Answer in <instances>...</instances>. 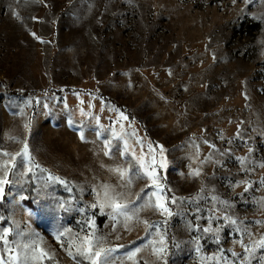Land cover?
Masks as SVG:
<instances>
[{
    "label": "rangeland",
    "instance_id": "374dc122",
    "mask_svg": "<svg viewBox=\"0 0 264 264\" xmlns=\"http://www.w3.org/2000/svg\"><path fill=\"white\" fill-rule=\"evenodd\" d=\"M261 164L264 0H0L7 264L32 242L53 258L31 264H89L85 236L110 264H264ZM149 165L171 215L143 207Z\"/></svg>",
    "mask_w": 264,
    "mask_h": 264
},
{
    "label": "snow or ice",
    "instance_id": "6c2138e0",
    "mask_svg": "<svg viewBox=\"0 0 264 264\" xmlns=\"http://www.w3.org/2000/svg\"><path fill=\"white\" fill-rule=\"evenodd\" d=\"M123 116V114H121ZM124 119H127V117H123ZM150 151H153L151 149V145H149ZM161 151V156L163 154V148L161 146L160 148ZM251 151V149H250ZM25 155L27 154V148L25 147ZM4 156H9L8 153H3ZM240 162L243 164L246 160L247 157H243V158H239ZM152 163L155 164V156H153L152 158ZM9 165V161H5L3 168L5 171V174H7V168ZM13 167H15L16 165L13 164ZM37 167H39V165H37ZM160 167H164V162L163 160H161L160 162ZM260 167H264V164H261ZM150 169V170H149ZM116 171H118L120 173L121 176H124L126 173L120 169H117ZM194 175H199L198 171H195L193 173ZM145 176L146 178L150 179L152 181V184L156 186V191H154L153 193L149 194H145L148 196V200H146L143 204V207H147L149 205L155 207L158 211H160L162 214H166V215H171V210L166 207V203L167 201H165V203H159V201L163 198V186L160 185L158 183V178L155 176V168L152 167L151 165H149V167L145 168ZM7 183L6 180H0V194H2L3 192V184ZM262 183H264V181H262ZM105 196H108L107 190L105 192ZM152 197H155L156 200L153 201ZM110 199V206L114 207L115 209H121L126 207L125 205H121L120 203H118L115 198H109ZM175 197L172 198L171 203H175ZM96 205H93V207H95ZM101 209L103 208V205L100 206ZM138 211V209H137ZM113 219H115V217H113ZM125 219L126 220H130L132 219L131 216H127L125 214ZM226 219H229L226 217ZM232 223H235V221H231ZM144 224L148 225L149 228L155 229L156 227H158L157 225L154 224H148V221H143ZM125 227H127V224L125 223L124 225ZM94 227V224H93ZM10 229H5L3 234H0V241H3V243L5 245L8 244V240L6 239L8 232H10ZM203 231L208 232L211 231L210 228H205L203 229ZM63 233L57 234L56 235V239L59 240L60 239V235H62ZM146 235L151 236V233H147ZM150 245L153 246V253L155 255H157V257L159 259H163V253L166 250V243L164 240V237L161 236L160 240L158 242L159 247L155 246V243L151 240H149L148 242ZM240 243L242 244V246L245 248V252L248 254H251V252L255 251V247L253 248H249L247 245H243V241L241 240ZM35 242L32 243H28L23 245V248L25 249V258H24V264H31V261H35V260H41L44 257H47L49 259H52V255H50L49 253L44 252L43 249L37 250L34 247ZM254 245H258L260 248H264V238H261L259 241H255ZM148 246V245H146ZM29 251L31 252V255H29ZM68 254L70 256H72V258L74 260H76V258L82 257L84 260H87L89 262V264H110V253L116 251L115 249H104L102 247L98 246V242L94 243L91 239H89V237L85 236L81 239V243L79 245H76L75 247V254H73L72 250H71V244L69 249L67 250ZM141 251L140 247H137L135 250H133L132 252H129L127 254V258L128 259H132L133 257L136 256V254L138 252ZM233 255H236V253H233ZM19 253L16 254V256L13 257L14 260H16V264H19ZM0 264H7V262L4 261L3 257L0 256ZM77 264H80L79 261H77Z\"/></svg>",
    "mask_w": 264,
    "mask_h": 264
}]
</instances>
